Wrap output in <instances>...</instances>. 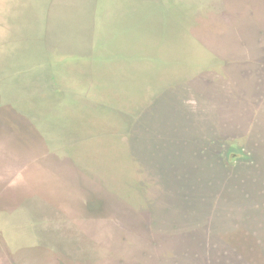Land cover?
<instances>
[{
  "label": "water",
  "instance_id": "obj_1",
  "mask_svg": "<svg viewBox=\"0 0 264 264\" xmlns=\"http://www.w3.org/2000/svg\"><path fill=\"white\" fill-rule=\"evenodd\" d=\"M256 2L264 10V0H252V4ZM178 9L183 8L178 5ZM60 22L58 29L64 31V25ZM170 25L172 30L177 31H170L159 44L160 48L157 51L164 53L170 63L162 68H157L154 64L134 65V69L138 70L135 76L144 79V82L160 86L167 85L176 78L189 80L164 89L172 99L179 101L177 111L180 116L174 118L175 109L169 106L167 113L170 118L161 122L153 117L149 123L151 132L149 135L143 128L145 123L140 122V118L145 116L149 107L141 113L135 123L130 125L128 117L121 111L123 108H130L133 111L137 108L134 97L130 95L138 92V84H134L137 86L134 90H126L124 87L117 88L115 84L110 83V86L103 87V90L107 88L105 101L75 109L64 106L63 99L54 93L27 95L20 86L0 83V135L6 133L14 135L5 147L9 152L8 159L0 161V216L8 217L10 213H15L12 206L13 203L18 202L21 209L19 212H22L19 213L20 215L25 216L24 212L27 211L36 218L44 216L58 218L56 214L63 215L60 211H65L66 203L75 209L82 195L86 199H95L101 203L105 212L112 206L115 208V220L119 221L125 231L127 240L125 245L120 244L112 249L118 253L117 256H127L132 248L141 249L140 237H150L151 234L158 241L156 249L160 254L183 248L193 252L199 251L210 241H217L221 245L227 243L215 238V234L243 232L245 229V231L264 234V207H255V202L264 204V135L254 134L261 130L258 117L263 115L264 104L249 102L257 97L264 100V72L259 71L257 74L246 72L242 77L247 83L242 93H245L246 98L251 97V99L244 97L235 105H239L240 102L249 103V109L245 114L241 105L231 106L233 105L231 101L238 99L236 96L216 94V90H220L219 86L228 89L229 81L234 82L233 86L236 88L239 75L234 77L229 70H226L217 74V81L211 78L210 83L204 77L194 78L193 70L196 65L189 67L181 62L183 60L187 63L193 62V55L196 57L197 54L205 53L196 46L190 34L179 23L173 26L171 22ZM262 25L264 26V23ZM140 27L141 31L138 35L147 36L145 22L140 24ZM168 28L169 26H166L160 33H165ZM179 30L182 33H179ZM256 30V27L244 24L237 32L240 33V37L247 39L246 49H251L248 51L255 53L259 59H264V49L259 46ZM56 33L58 34V31ZM47 34L50 37V27L47 28ZM133 34V38L122 40L123 46L115 41L117 42L115 49L119 57L123 51L135 50L141 44L147 45L144 38L138 39L137 33L133 32ZM262 38L264 42V36ZM223 44L226 48L232 49L225 53L238 54L231 36ZM245 47L242 53L246 51ZM238 56L242 55L238 54ZM95 59L90 64L91 67L85 70V73L88 70L85 76L101 87L104 85H102L104 77L96 55ZM127 59L133 58L124 57L122 60ZM154 62L156 63L157 60ZM226 79L229 81L226 82ZM200 80L207 85L204 82L199 83ZM10 97H14L15 100L12 102ZM150 99L149 95H144L142 100L146 102ZM103 104L112 107V110L108 111L112 120L109 127L112 126L113 132L118 135H95L96 133L91 130L105 123L102 114L98 116L96 122L91 118L94 108ZM145 104L147 106V103ZM195 108H198V113ZM72 117H77L78 121L71 122L69 119ZM80 120L82 122H79ZM76 121V127H72L70 124ZM85 124L91 131L79 130ZM223 128L228 129L230 135H238L242 140L248 139L263 145L260 150L251 147V157L254 159L251 167L248 163L234 168L228 167L231 170L237 169L240 178L237 182L232 180L226 183L232 192L237 193L230 199L215 192L221 179L220 173L217 169L209 170L207 166V158L217 160L208 139L213 137L218 142L219 138L213 135H221L220 131ZM128 130L129 134L123 135ZM18 135H30V137L23 145L17 138ZM81 145L86 147L85 152L74 149ZM200 150H204V153H200ZM23 162L32 163V169L26 176H17L20 170L17 168ZM10 177L17 182L5 188V196H3L1 189L4 186L3 179ZM208 179H213L212 187L206 185ZM235 184L241 186L237 187ZM246 191L253 195H245ZM241 204L247 207L244 212L240 210ZM214 207H220L222 210L216 212ZM38 210L44 213L41 214ZM247 213L255 220L254 223H247V219L249 220V217H246ZM151 221H156L157 224L152 225L149 231L145 225H149ZM174 224L178 226L177 229L173 228ZM28 229V227L23 228L21 235L18 236L19 242H23L20 244L22 246L20 250L28 251L36 247L40 250L54 248L49 244L50 235L56 232L52 225L36 229L37 234L41 231L45 232L42 234L44 240L38 239L37 242L33 239L26 241L24 235ZM63 233V237L55 242V247L65 249L64 251L72 255V258L73 255L76 258L83 251L86 253L89 248L103 246L101 240L92 236L86 228L77 230L66 228ZM163 234L166 235L165 240H162ZM192 235L196 238L193 239ZM114 236L120 238L118 234ZM62 239L71 242L66 243ZM106 255L104 261L106 264L114 260L112 255ZM99 260L97 258L94 261ZM89 262L92 261L89 259ZM155 262L156 256L153 253L144 260L145 264H155Z\"/></svg>",
  "mask_w": 264,
  "mask_h": 264
},
{
  "label": "rangeland",
  "instance_id": "obj_2",
  "mask_svg": "<svg viewBox=\"0 0 264 264\" xmlns=\"http://www.w3.org/2000/svg\"><path fill=\"white\" fill-rule=\"evenodd\" d=\"M178 5L183 9L179 10ZM59 21L61 25H64V31L58 29ZM144 22L147 25V36H142V34L139 36L140 24ZM171 22L173 26L179 23L190 34L196 46L205 53L204 55L197 54L196 57L193 55V61L199 59L193 70L197 74L195 76L204 77L210 83L212 79L217 81V74L224 73L226 70H229L234 77L239 75L236 88L233 86L234 82L226 79V82H230L228 89L217 85L221 91L216 90V94L236 96L238 99L231 101L233 103L231 106L241 105L242 112L246 114L249 103L240 102L239 105H235L245 97L242 91L247 83L242 77L246 75V72L250 74L264 72V59H259L255 53L248 51L251 49L245 47L247 39L240 37V33L237 32L244 24L252 27V25L264 23V10L258 6V2L251 5V2L247 4L246 0H0V83L20 86L27 95L54 93L63 99L64 106L75 109L105 101L107 88L103 90V87L110 86V83L115 84L117 88L124 87L126 90H134L138 84V92L130 95L134 97L138 111L134 113L130 108H123L121 111L128 117L130 125L135 123L141 113L149 107L145 116L140 118L141 124L145 123L143 128L149 135L151 133L149 123L153 117L161 122L170 118L167 113L169 106L175 109L174 118L180 116L177 111L179 101L172 99L171 95L164 90L169 83L158 87L154 83L138 79L135 76L138 70L134 69V65L154 64L157 68L167 67L170 63L167 56L157 51L165 36L170 31H177L171 29ZM165 24L169 26L168 30L160 33L166 27ZM48 27H50V37L47 34ZM133 32L137 33L136 38H144L147 45L141 44L135 50L123 51L119 57L115 49L116 43L120 42L123 46L122 40L133 38ZM178 32L182 33L181 30ZM230 36L236 45L235 50H238L237 53L242 56L236 53H233L231 57L225 56L231 54L225 53L232 49L226 48L223 44L229 40ZM75 46L77 47L74 48ZM244 47L246 51L242 53ZM24 48L27 51L22 50ZM95 55L100 61L101 74L104 77L102 83L104 85L101 87L85 76L88 73V70L87 73L85 70L96 60ZM124 57L133 59L124 61L122 60ZM154 60L157 62L155 63ZM115 63L118 66H115ZM202 82L204 81H199V83ZM150 88L155 90L150 92ZM226 90L228 92H225ZM144 95L158 100L150 99L145 102L142 100ZM10 98L12 102L15 100L14 97ZM246 99L249 100L251 97ZM249 102L264 104V100H260L259 97ZM111 110L112 107L103 104L95 107L91 112L93 122H96L101 114L105 117L103 126L91 129L96 133L95 135H118L113 132L112 126L109 127L112 120L108 111ZM258 118L261 122V130L254 134L261 136L264 135V112ZM83 119L85 120V117ZM69 120L78 121V118L72 117ZM77 121L70 125L76 127ZM79 130L91 131L86 124ZM126 134L124 132L123 135ZM29 137L30 135L17 136L23 145ZM13 138L14 135L8 133L0 135V161L8 159L9 152L5 147ZM239 140L240 143L236 144L224 137V140L217 142L216 148L214 146L216 156L221 160H226L228 167L234 168L235 165L246 164L252 156L251 147L257 150L263 148V145L253 143L248 139L239 138ZM74 149L80 152L86 151L84 145ZM17 169H20L17 176H26L32 169V163L23 162ZM3 182L4 186L1 189L5 196V188L16 184L17 180L10 177L3 179ZM15 203H13L12 210L16 214L10 213L8 217L0 216V264H62L64 256L70 259L72 255H66L68 253L64 251L65 249H56L55 242L63 237L66 228L70 230L89 229L92 236L101 240L103 246L98 250L105 255L107 251L108 255L114 257V260L108 261L107 264H119L118 253L112 249L120 244L124 246L127 240L114 236L118 229L114 221L116 210L113 206L105 212L99 201L86 199L82 195L75 209L69 207L68 203L64 205V212L68 214L60 211L63 215L56 214L58 218H47V216L36 218L29 215L27 211L24 212L25 216L20 215L19 213H22L19 212L20 206L18 202ZM38 212L44 213L41 210ZM49 225H52L56 231L50 235L49 241L54 248L40 250L36 247L28 249L30 252L20 250L22 249L20 244L23 242H19L18 236L21 235L23 228H29L24 235L26 241L33 239L37 242L38 239L44 240L45 237L42 234L45 232L41 231L37 234L36 229ZM119 229L122 230L121 226ZM165 238L166 235L163 234L162 240ZM62 240L66 243L71 242L66 239ZM91 243L94 245L93 242ZM149 248V246L145 247L147 250H150ZM138 252V249L132 248L127 254L131 259H129L130 264H139L134 258L138 256ZM97 256L100 260L92 263L106 264L104 256L99 254ZM84 261L87 262V260ZM66 263L76 264L73 261H66Z\"/></svg>",
  "mask_w": 264,
  "mask_h": 264
},
{
  "label": "trees",
  "instance_id": "obj_3",
  "mask_svg": "<svg viewBox=\"0 0 264 264\" xmlns=\"http://www.w3.org/2000/svg\"><path fill=\"white\" fill-rule=\"evenodd\" d=\"M248 2H251V5H253L252 0H246L247 4ZM254 27H256L257 29L256 31L258 33L257 39L259 42V46L260 48L262 47L264 49V42L262 38L264 36V26L262 24L261 25L256 24L254 25ZM225 56L231 57L232 54L225 55ZM217 61L218 60L216 59V62ZM181 63L183 65H188L189 67L192 65L197 66V63L195 61L187 63L185 60H183ZM195 75L197 74L193 75L194 78L195 77L200 78V76H195ZM207 79L210 80L209 77H207ZM188 80L189 79L187 78H179V79L176 78V79L171 80V82L169 83V86L167 87L172 88L173 85L175 86L177 84H182ZM158 87H161V86L158 85ZM195 110H196V113L199 112L198 108H195ZM136 111H138L137 108L133 112L135 113ZM228 131H229L228 129L223 128V130L220 131L221 135H213V136H217V138H219V141L224 140V137H225V139H231L236 144L240 143L238 135H230ZM126 133L129 134V130L126 131ZM208 140H209V145L212 144L211 145L212 151H214V146L216 148V144H217L216 139L213 137H209ZM200 153H204V150H200ZM216 157L215 158L219 161L207 158L208 169L209 170L217 169L219 170V173H220L219 178L221 179L215 189V192L228 199L233 198L232 197L233 194L237 195V193L232 192L230 187L226 186V183L232 180L237 182L240 179L236 172L237 169L235 170L229 169L228 163L226 160H221L218 156ZM247 163L251 167L254 163V159L250 157ZM234 167H236V165ZM206 185L209 187H212L214 185L213 179H208ZM235 186L240 187L241 185L235 184ZM244 194L250 195L251 193L246 191L244 192ZM255 207L261 208V207H264V204L260 202H255ZM214 209L216 210V212L222 210L220 207H216V208L214 207ZM245 209H247L246 205L241 204L240 205L241 212L242 211L244 212ZM249 216H250L249 213H247L246 217L248 218ZM114 221H115V224H117L116 226L118 229L116 230L117 234L120 235V237L125 238L126 240L124 229L122 230L119 229V226H122V225H120L119 221L118 222L117 220H114ZM254 221L255 220L250 217H249V220L247 219L248 224H252L254 223ZM156 224H157L156 221H151V223L149 225L146 224L145 227L149 229V231H151L152 225H156ZM173 228L177 229L178 226L174 224ZM245 230H243V232L235 231L229 234H217V235L215 234L214 235L215 238H219L227 242V243H223L222 245L219 244L217 241H210V242H207L206 246L199 249V251L193 252V251L188 250L187 248H183L182 250H179V251L172 250L171 252H167L165 254L158 253L156 249V245H158V241L156 240L155 237H153L152 234L150 235V237L141 236L140 242L142 244V248L138 249L139 251L138 256H134V258H136L135 260H138L139 264H145L144 260L145 259L147 260L149 256H151V254L153 253L154 256H156L155 264H264V234H262L261 232H250L248 230L247 231ZM192 237L193 239L196 238V236L194 235H192ZM148 246L153 247L152 250L145 249V247H148ZM89 249L90 250H87L86 253L85 251H83L82 253L85 254L88 260L90 259L92 262L98 258L97 254L102 255V256L105 255L104 253L98 250L99 248L93 247ZM78 253L79 252H77V254ZM82 253L77 255L76 258L74 255H73V258L71 257L70 259L64 256V259L61 262L62 264H68L66 263V261H70V262L73 261L76 264H94L92 262H89L87 258L83 256ZM105 253L107 254V252ZM66 255H69V254H66ZM106 256L107 255H105L104 258H106ZM82 258H85V259H82ZM129 259L130 258L127 257L126 255L117 256V260L119 261L118 262L119 264H128ZM84 260H87V262L85 263Z\"/></svg>",
  "mask_w": 264,
  "mask_h": 264
},
{
  "label": "flooded vegetation",
  "instance_id": "obj_4",
  "mask_svg": "<svg viewBox=\"0 0 264 264\" xmlns=\"http://www.w3.org/2000/svg\"><path fill=\"white\" fill-rule=\"evenodd\" d=\"M115 66H118L117 63H115ZM148 90H149V88H148ZM154 90H155L154 88H150V92H153ZM25 251H27V250H25Z\"/></svg>",
  "mask_w": 264,
  "mask_h": 264
}]
</instances>
